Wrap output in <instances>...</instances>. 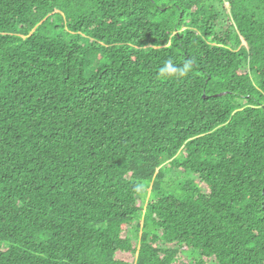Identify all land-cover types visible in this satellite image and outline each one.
<instances>
[{"label":"trees","instance_id":"obj_1","mask_svg":"<svg viewBox=\"0 0 264 264\" xmlns=\"http://www.w3.org/2000/svg\"><path fill=\"white\" fill-rule=\"evenodd\" d=\"M177 254L264 264V0H0V264Z\"/></svg>","mask_w":264,"mask_h":264},{"label":"clouds","instance_id":"obj_2","mask_svg":"<svg viewBox=\"0 0 264 264\" xmlns=\"http://www.w3.org/2000/svg\"><path fill=\"white\" fill-rule=\"evenodd\" d=\"M193 64H194V60L191 58L183 61L182 65H178L174 63L173 59L169 58L166 61H164L162 66L159 68L158 78L161 80H167L172 78H183L187 76L189 73L193 72L194 70Z\"/></svg>","mask_w":264,"mask_h":264},{"label":"rangeland","instance_id":"obj_3","mask_svg":"<svg viewBox=\"0 0 264 264\" xmlns=\"http://www.w3.org/2000/svg\"><path fill=\"white\" fill-rule=\"evenodd\" d=\"M177 255L179 258L175 261V263H179L181 258L184 257L183 255L181 257L179 254ZM116 257L123 258L125 261H130L131 259H133L134 255L132 252L118 251L116 252Z\"/></svg>","mask_w":264,"mask_h":264}]
</instances>
